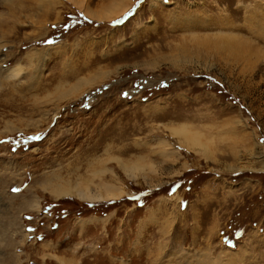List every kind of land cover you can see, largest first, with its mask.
Instances as JSON below:
<instances>
[{"label":"rangeland","instance_id":"obj_1","mask_svg":"<svg viewBox=\"0 0 264 264\" xmlns=\"http://www.w3.org/2000/svg\"><path fill=\"white\" fill-rule=\"evenodd\" d=\"M126 1L0 0V264L83 235L131 264H264V0ZM100 178L122 195L51 194Z\"/></svg>","mask_w":264,"mask_h":264},{"label":"bare ground","instance_id":"obj_2","mask_svg":"<svg viewBox=\"0 0 264 264\" xmlns=\"http://www.w3.org/2000/svg\"><path fill=\"white\" fill-rule=\"evenodd\" d=\"M126 3H127V1L124 0V2L122 3L124 5H123L121 10H119V7H118L119 5L116 7V6H114L115 5L114 4L113 5L114 7H110L109 9H107L104 12H100V13H92L91 12V13H89V15L91 14L92 17L98 18L99 20H102L103 18H107L110 20L114 16H117L119 14V12H121L123 10ZM251 16L254 17L253 14H251ZM83 89H84V87H83ZM178 133L183 135V138H184L185 142L188 144V146H192L193 144H195L200 137L199 134L192 133L187 128H182L180 131H178ZM168 148H169L168 146L167 147H161L158 149V151L161 154L165 155L166 153L171 151ZM169 155H171V154H169ZM142 159L144 160L143 156H139V157L134 158V159H121L120 161L118 159L117 160L119 161V165L120 164L122 165L121 167H123L125 170H129V169H135V168H141V167L143 168L146 164L145 163H144L145 165L143 164ZM101 169H103V168H101ZM100 170L93 171V174H96ZM101 174H103V172L99 173V175L98 174H96V175H98L100 177V176H102ZM134 174H137V173H134ZM134 174H133V176H134ZM95 177H97V176H95ZM128 177L131 178V176H129V175H128ZM90 181H92V180H89V179L82 180L81 179V181H78L74 184H70L67 182L66 183L61 182L60 184L56 185V188L51 190V194L56 198H61L63 196H67L70 193H74L77 196L86 199V201H94V202L97 200H104V201H108L110 199L116 200V198H118L119 195H122V194H120L121 193V188H120L121 186L119 187L117 180H115L113 178H109V179L100 178L98 182H94V190H95V191L93 190L94 192L90 188ZM121 184H123V183H121ZM125 194H127V192ZM216 260L212 261V260H210L209 256H206V257L204 256V259L202 261H196L193 264H216Z\"/></svg>","mask_w":264,"mask_h":264},{"label":"crops","instance_id":"obj_3","mask_svg":"<svg viewBox=\"0 0 264 264\" xmlns=\"http://www.w3.org/2000/svg\"><path fill=\"white\" fill-rule=\"evenodd\" d=\"M101 216H106L104 214H101ZM143 217H141V224H143ZM148 225V223H146ZM147 231V227H146ZM77 235V234H76ZM70 236V235H69ZM78 237V235H77ZM94 238L82 236L81 238H70L68 239V242H65L64 245L61 244L58 246V249H52L55 246V243H59L61 241L60 238H54L52 237L50 239V246L51 249H49V253L57 255V258H54L53 256H49V259H45L43 261V264H131L130 260H127L126 257H129V255H134L132 251L128 249H124L120 253H109L108 255L102 256L99 253H96L95 250H92L88 247L74 250L73 249V241H86L87 243H90ZM95 240V239H94ZM48 250V249H47ZM120 254V255H119ZM144 253L140 252L138 253V256H142Z\"/></svg>","mask_w":264,"mask_h":264},{"label":"snow or ice","instance_id":"obj_4","mask_svg":"<svg viewBox=\"0 0 264 264\" xmlns=\"http://www.w3.org/2000/svg\"><path fill=\"white\" fill-rule=\"evenodd\" d=\"M124 95L126 96V95H128L127 93H124Z\"/></svg>","mask_w":264,"mask_h":264}]
</instances>
